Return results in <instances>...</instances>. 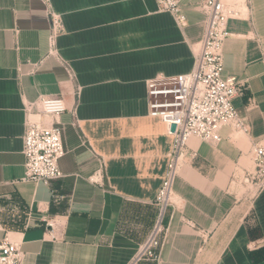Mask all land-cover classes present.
Listing matches in <instances>:
<instances>
[{"label": "crops", "instance_id": "0c3cea01", "mask_svg": "<svg viewBox=\"0 0 264 264\" xmlns=\"http://www.w3.org/2000/svg\"><path fill=\"white\" fill-rule=\"evenodd\" d=\"M199 1L184 0L180 26L158 0H0V239L19 244L22 264L133 262L174 142L149 116L147 84L193 70ZM241 1L223 62L240 81L233 104L248 129L189 139L196 154L175 179L158 259L134 264H264V189L247 202L232 177L264 143V0ZM49 11L62 23L54 52ZM41 96L62 97L66 110L43 115ZM29 119L62 131L63 176L48 185L23 179Z\"/></svg>", "mask_w": 264, "mask_h": 264}, {"label": "built area", "instance_id": "2783aa9c", "mask_svg": "<svg viewBox=\"0 0 264 264\" xmlns=\"http://www.w3.org/2000/svg\"><path fill=\"white\" fill-rule=\"evenodd\" d=\"M47 5L49 0H43ZM184 0H158L161 10L170 12L175 21L183 26L186 16L183 12ZM204 16V30L195 55L191 72L170 78L158 77L148 82L146 100L149 116L158 117L168 127L174 142L162 185L155 197L158 206L156 222L140 246L133 262L157 260L161 236L165 231L163 217L171 203L173 184L177 176L179 160L184 156L193 157L196 152L188 145L191 137L208 143L221 140V131H246L247 124L239 117L233 99L239 93L240 81L233 75L224 74V44L231 35L227 22L239 11L223 0H201L196 3ZM50 32L49 52H54L55 38L61 32L62 23L58 14L49 11ZM40 112L55 117L66 110L60 96H41L38 100ZM171 124L175 130L170 131ZM61 128L56 124L44 125L36 120H28L23 136L25 173L23 179L48 185L50 181L63 176L59 160L64 156ZM253 167L243 168L241 176H232L237 183L249 188L251 197L264 189V143H256L251 149ZM98 183L101 175L90 178ZM23 254L19 244L7 237L0 239V264H22Z\"/></svg>", "mask_w": 264, "mask_h": 264}, {"label": "rangeland", "instance_id": "374dc122", "mask_svg": "<svg viewBox=\"0 0 264 264\" xmlns=\"http://www.w3.org/2000/svg\"><path fill=\"white\" fill-rule=\"evenodd\" d=\"M225 2H228L231 5H235L237 9L240 8V10L245 11V9H244V1H241V0H225ZM188 158H189V156H184V157H182L179 160L178 168H177V176L179 174L180 167L188 160ZM250 165L251 166H250L249 169H252V167H253L252 163H250ZM177 176H176V178H177ZM173 187H174V184H173ZM236 187H237L239 193H241L242 195H244L246 197V201L249 202L252 197H251V193H248L249 192L248 191L249 190L248 186L245 185V184H243V183L242 184L239 183V185H237ZM171 198H173V190H172ZM171 203H173V199H171Z\"/></svg>", "mask_w": 264, "mask_h": 264}, {"label": "water", "instance_id": "95a60500", "mask_svg": "<svg viewBox=\"0 0 264 264\" xmlns=\"http://www.w3.org/2000/svg\"><path fill=\"white\" fill-rule=\"evenodd\" d=\"M175 130V124H171L170 131L173 132Z\"/></svg>", "mask_w": 264, "mask_h": 264}, {"label": "trees", "instance_id": "16d2710c", "mask_svg": "<svg viewBox=\"0 0 264 264\" xmlns=\"http://www.w3.org/2000/svg\"><path fill=\"white\" fill-rule=\"evenodd\" d=\"M144 260V259H143ZM141 261V260H140Z\"/></svg>", "mask_w": 264, "mask_h": 264}]
</instances>
